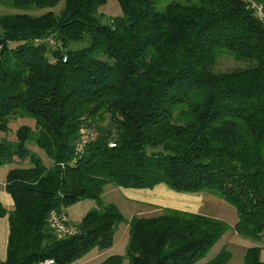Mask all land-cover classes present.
<instances>
[{"label": "trees", "instance_id": "16d2710c", "mask_svg": "<svg viewBox=\"0 0 264 264\" xmlns=\"http://www.w3.org/2000/svg\"><path fill=\"white\" fill-rule=\"evenodd\" d=\"M0 0L18 10L0 16V131L15 117V139H0L6 258L0 264H70L112 245L118 207L105 205L106 185L180 193L208 192L232 205L234 230L264 236V17L249 0H117L121 13L102 21L106 0ZM264 6V0H252ZM52 36L54 47L36 44ZM15 43L14 46L10 44ZM71 43L78 45L71 47ZM245 66L216 71L219 56ZM104 122H107L104 124ZM97 135L75 154L79 128ZM32 143L48 158L45 164ZM109 143H114L109 146ZM76 160L75 163L72 161ZM94 200L77 232L57 236L52 209ZM125 255L100 264H195L228 230L226 222L176 208L133 216ZM246 248L243 264H264ZM222 248L206 264H227Z\"/></svg>", "mask_w": 264, "mask_h": 264}, {"label": "rangeland", "instance_id": "374dc122", "mask_svg": "<svg viewBox=\"0 0 264 264\" xmlns=\"http://www.w3.org/2000/svg\"><path fill=\"white\" fill-rule=\"evenodd\" d=\"M170 1L195 0H155V6L156 8L160 9ZM62 5L63 0H61L58 5L53 7L51 10L54 13H58V11L62 8ZM22 12L38 15L45 12V10H18L16 8L0 4V16ZM98 12L101 15L103 21L107 18L119 15L121 13V8L117 0H106V3L99 8ZM1 33L2 29L0 27V34ZM14 45L15 43L10 44V46ZM76 45L78 44L71 43L70 46L74 47ZM242 66H245V63L236 61L228 55H221L216 61L214 70L226 71ZM106 123L107 122H104V124ZM22 124H27L32 127L33 120L21 117L12 118L9 121L8 130L5 132L0 131V139L13 141L15 139V130ZM28 147L32 151H38V153L41 154L44 163L48 164V158H46L44 153L38 150L34 144L30 143ZM12 166L16 165L11 164L10 167ZM6 168L7 165L1 166L0 173L3 170L6 171ZM4 176L5 174L3 175V179L5 178ZM3 179H0L1 183L3 182ZM101 202L103 205L107 203L116 205L126 221H123L117 225L113 235L112 245L109 248H93L84 256L70 264H100L106 257L110 255H125L128 241L127 221H129L133 216L149 217L159 215L162 213L164 207L200 213L220 219L228 224V230L211 247L205 257L195 264H206V262L214 257L222 248H225L231 254V258L227 264H243V257L246 248L255 244L261 246V259H264V236H262L259 242H255L249 238L239 235L233 228L237 222V213L235 208L215 194L208 192L180 193L170 190L163 184L156 185L150 189L121 188L115 187L113 185H106L101 196ZM97 207L98 203L94 200H81L67 207L65 210L69 221L72 224L77 225L81 218L88 211ZM122 264H127V260H124Z\"/></svg>", "mask_w": 264, "mask_h": 264}, {"label": "built area", "instance_id": "2783aa9c", "mask_svg": "<svg viewBox=\"0 0 264 264\" xmlns=\"http://www.w3.org/2000/svg\"><path fill=\"white\" fill-rule=\"evenodd\" d=\"M250 6L255 10V13L260 18L264 17V6L256 4L254 1L249 0ZM34 42L37 44H47L48 46L54 47L56 45L55 40L52 36L47 37H39L35 38ZM97 133L93 129L81 125L79 128V137L75 143V154L79 155L82 153L83 148L95 139ZM109 146H113L114 143H109ZM76 160L72 161V163H75ZM47 224L51 228V230L57 235V236H70L75 234L77 230V226L72 224L68 217L66 210L64 208L60 209H52L50 210L48 217H47ZM39 264H56L54 259L52 258H45L42 261L39 262Z\"/></svg>", "mask_w": 264, "mask_h": 264}, {"label": "crops", "instance_id": "0c3cea01", "mask_svg": "<svg viewBox=\"0 0 264 264\" xmlns=\"http://www.w3.org/2000/svg\"><path fill=\"white\" fill-rule=\"evenodd\" d=\"M12 168L10 165H7L6 171L3 170L0 174V179H3V175L7 173V171ZM5 177V176H4ZM4 180L0 182V202L7 209L11 210L13 208V200L9 193H7L4 189ZM7 237H8V220L7 216H3L0 218V260L3 261L6 258V245H7Z\"/></svg>", "mask_w": 264, "mask_h": 264}]
</instances>
